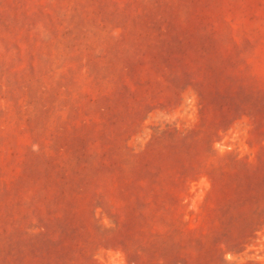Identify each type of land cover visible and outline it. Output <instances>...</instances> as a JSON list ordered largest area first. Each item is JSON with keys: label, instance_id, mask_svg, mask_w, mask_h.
<instances>
[{"label": "rangeland", "instance_id": "rangeland-1", "mask_svg": "<svg viewBox=\"0 0 264 264\" xmlns=\"http://www.w3.org/2000/svg\"><path fill=\"white\" fill-rule=\"evenodd\" d=\"M0 264H264V0H0Z\"/></svg>", "mask_w": 264, "mask_h": 264}]
</instances>
